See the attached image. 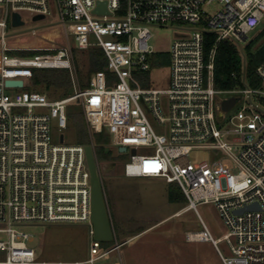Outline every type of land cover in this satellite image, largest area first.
Segmentation results:
<instances>
[{
	"label": "built area",
	"instance_id": "2783aa9c",
	"mask_svg": "<svg viewBox=\"0 0 264 264\" xmlns=\"http://www.w3.org/2000/svg\"><path fill=\"white\" fill-rule=\"evenodd\" d=\"M50 1L0 0L6 9L0 18V264H46L37 261L29 244L33 234L20 228L29 222L89 223L88 256L73 264H125L121 256L102 261L119 253L123 243L114 233L116 243L106 246L95 238L91 222L86 145H92L97 157L92 136L103 130L114 145L131 151L126 176L178 183L188 208L197 212L198 204L215 203L227 233L215 238L202 219L203 228L189 231L188 241H211L223 264H264V60L256 68L260 83L252 86L241 46L264 20V0H54V8ZM100 2L105 9L95 11ZM213 4L218 9L209 13ZM15 12L24 23L26 17L38 21L56 13L63 44L9 46L8 16ZM170 22L190 25V34L178 37L169 50H156L150 44V25ZM30 30L38 36L37 28ZM208 34L215 35L209 51ZM223 41L237 45L244 58L243 83L232 89L215 85V56ZM93 46L103 49L107 66L92 75L87 88L74 85L65 97L34 88L36 68L73 72L74 47ZM13 51L46 52L21 56ZM167 57L168 87L139 80V74L162 66ZM107 70L115 74L111 80ZM8 80H22L23 85H7ZM221 93L231 96L218 98ZM231 98L235 102L225 110L223 104ZM74 101L82 103L91 141L68 143L60 133L55 142L53 122L60 132L67 128ZM238 102L239 110L228 114ZM144 146L152 149L138 153ZM200 147L208 148L211 158L191 161L188 154ZM220 240L227 241L230 255L220 250Z\"/></svg>",
	"mask_w": 264,
	"mask_h": 264
},
{
	"label": "rangeland",
	"instance_id": "374dc122",
	"mask_svg": "<svg viewBox=\"0 0 264 264\" xmlns=\"http://www.w3.org/2000/svg\"><path fill=\"white\" fill-rule=\"evenodd\" d=\"M54 8V0H51ZM209 13L218 9L216 4L207 7ZM5 6L0 5V18L5 17ZM25 16V13H23ZM59 15L51 14L45 19L34 21L26 17V22L19 26L12 23V14L8 16L9 33L8 45L12 47L51 46L55 42L63 44L64 30L59 22ZM185 26V27H180ZM37 28L38 36L31 35L32 28ZM152 37L150 44L156 50H169L172 43L182 34H190V25L170 22L167 25H150ZM264 28V20L254 29L250 30L241 46L245 51L246 45L253 42L254 46L264 44V36L258 37ZM188 32V33H187ZM72 44L76 42L70 37ZM75 48L74 65L72 72L74 85L82 88L89 78V61L87 49ZM241 48V49H242ZM45 51L25 53L13 51L12 54L21 56L35 55ZM169 58L163 59L162 66L154 65L145 74H139L142 83L153 87L166 88L169 84ZM93 75V74H92ZM91 75V77H92ZM90 77V79H91ZM89 79V80H90ZM27 88V87H26ZM34 88L43 91L42 87ZM50 96L53 90L46 91ZM231 96L221 93L218 98ZM241 107L238 102L228 114L236 113ZM72 110L87 122L86 114L81 101L70 104ZM37 112L45 111L36 109ZM158 129L159 127L155 125ZM54 141H59V134H65L68 143L78 142V129L69 118V125L61 132L53 122ZM110 134V133H109ZM112 137V135L110 134ZM105 145V152L112 151L115 160H99L101 178L105 190L106 201L116 239L123 243L120 252H113L102 259L103 262H114L121 256L125 264H223L218 249L211 241H188L186 235L189 231L201 230L202 219L209 227L215 238L223 237L228 229L219 215L215 203L205 202L198 204V212L188 208V200L184 202H171L168 197L169 182L161 177H128L124 173L125 163L131 158V151L121 152L118 146L111 141ZM152 147H140L138 153H146ZM212 156L208 148H195L189 154L191 161H203ZM112 167L114 174L107 173L106 168ZM91 225L82 222H29L20 228L33 234L29 244L35 248L36 259L46 264L70 263L82 261L87 258ZM2 236V234H0ZM108 247L116 243L115 240L107 242ZM225 255L231 250L226 240L218 244Z\"/></svg>",
	"mask_w": 264,
	"mask_h": 264
},
{
	"label": "trees",
	"instance_id": "16d2710c",
	"mask_svg": "<svg viewBox=\"0 0 264 264\" xmlns=\"http://www.w3.org/2000/svg\"><path fill=\"white\" fill-rule=\"evenodd\" d=\"M260 36H264V28L259 33L258 37ZM214 41L215 35L208 34L205 44L207 51L213 47ZM31 52L36 51H25V53ZM87 53L89 61V78L87 82L83 83V89L90 85L89 79L92 74L104 70L107 66V57L102 48L93 46L87 49ZM162 54L163 53H158L157 55ZM263 60L264 44L257 48L254 46L253 42L246 45L245 74L252 86H257L260 83V80L256 75V68ZM243 63L244 58L237 45L229 41L221 42L217 48L215 56L214 78L216 87L221 89H232L241 86L243 83ZM107 75L109 80L115 77L114 72L110 70H107ZM33 83L36 85V88L42 87L45 92L53 90V95H56L55 97H65L73 93L75 90L72 72L68 68H36L34 70ZM47 94L49 95V93ZM77 116L78 114H76L71 108L68 117L71 122L77 126L79 135L78 142L89 143L91 141V136L87 122L83 118H80L82 121L81 123L78 122ZM92 139L96 145L98 160H115L119 158L118 156H114L112 151L105 152L104 144H110L112 141V137L108 131L103 130L94 133ZM169 184L168 197L171 202L187 201V198L178 183ZM108 244L109 243L107 242L105 243L106 246H108Z\"/></svg>",
	"mask_w": 264,
	"mask_h": 264
},
{
	"label": "water",
	"instance_id": "95a60500",
	"mask_svg": "<svg viewBox=\"0 0 264 264\" xmlns=\"http://www.w3.org/2000/svg\"><path fill=\"white\" fill-rule=\"evenodd\" d=\"M105 9V3L100 2L95 11H100ZM42 15L36 18H42ZM12 23L14 26H19L24 24L21 15L17 12L12 15ZM7 85H18L22 86V80H8ZM235 102V98L226 100L223 104L225 110L229 109ZM121 152L126 151V148L122 147L119 149ZM135 149L132 153H135ZM86 156L87 163L91 172V222L93 224L94 236L96 239L109 242L114 239V232L112 228V223L110 219L109 209L106 201L105 190L101 178V172L99 163L94 152L92 145H86ZM248 208H253V206H247Z\"/></svg>",
	"mask_w": 264,
	"mask_h": 264
},
{
	"label": "crops",
	"instance_id": "0c3cea01",
	"mask_svg": "<svg viewBox=\"0 0 264 264\" xmlns=\"http://www.w3.org/2000/svg\"><path fill=\"white\" fill-rule=\"evenodd\" d=\"M106 171H107V173H110V174H114L116 171H114L113 170V168L112 167H108V168H106ZM75 262H77V261H75ZM74 262H70V263H64V262H59L58 264H73ZM51 264V263H50ZM55 264V263H54Z\"/></svg>",
	"mask_w": 264,
	"mask_h": 264
}]
</instances>
